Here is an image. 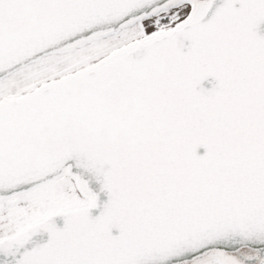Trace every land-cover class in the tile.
Wrapping results in <instances>:
<instances>
[{
	"label": "snow or ice",
	"instance_id": "obj_1",
	"mask_svg": "<svg viewBox=\"0 0 264 264\" xmlns=\"http://www.w3.org/2000/svg\"><path fill=\"white\" fill-rule=\"evenodd\" d=\"M0 264H264V0H0Z\"/></svg>",
	"mask_w": 264,
	"mask_h": 264
}]
</instances>
